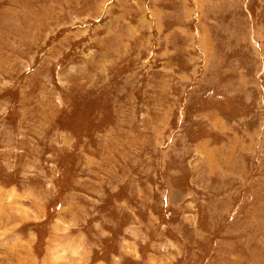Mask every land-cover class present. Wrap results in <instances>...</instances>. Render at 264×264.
<instances>
[{
  "label": "rangeland",
  "instance_id": "obj_1",
  "mask_svg": "<svg viewBox=\"0 0 264 264\" xmlns=\"http://www.w3.org/2000/svg\"><path fill=\"white\" fill-rule=\"evenodd\" d=\"M0 264H264V0H0Z\"/></svg>",
  "mask_w": 264,
  "mask_h": 264
}]
</instances>
